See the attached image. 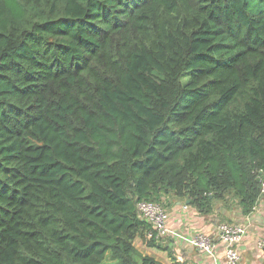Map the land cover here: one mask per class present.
<instances>
[{
	"label": "trees",
	"instance_id": "obj_1",
	"mask_svg": "<svg viewBox=\"0 0 264 264\" xmlns=\"http://www.w3.org/2000/svg\"><path fill=\"white\" fill-rule=\"evenodd\" d=\"M262 181L264 0H0V264H157L139 202Z\"/></svg>",
	"mask_w": 264,
	"mask_h": 264
},
{
	"label": "crops",
	"instance_id": "obj_2",
	"mask_svg": "<svg viewBox=\"0 0 264 264\" xmlns=\"http://www.w3.org/2000/svg\"><path fill=\"white\" fill-rule=\"evenodd\" d=\"M161 204L168 215L167 227L172 234L154 247L137 243L136 248L142 256L153 259L157 264H225L224 250L218 242L217 227L222 223H229L246 230L238 245L240 261L237 264H264V192L260 193L255 209L249 214H243L232 197L213 201L207 214L200 213L186 198H178L172 194L162 197ZM199 234L213 241L212 254L190 244V240Z\"/></svg>",
	"mask_w": 264,
	"mask_h": 264
},
{
	"label": "built area",
	"instance_id": "obj_3",
	"mask_svg": "<svg viewBox=\"0 0 264 264\" xmlns=\"http://www.w3.org/2000/svg\"><path fill=\"white\" fill-rule=\"evenodd\" d=\"M261 192H264V181L261 184ZM255 209V206L252 210ZM136 213L140 220L151 227L147 233L150 240L155 243L164 242L172 234L167 227L168 215L161 203L139 202ZM245 228L235 224L222 223L217 227V237L222 245L225 255V264H237L240 261L238 245L245 235ZM190 244L199 250L212 254L214 250L213 241L205 235H196L190 240Z\"/></svg>",
	"mask_w": 264,
	"mask_h": 264
},
{
	"label": "rangeland",
	"instance_id": "obj_4",
	"mask_svg": "<svg viewBox=\"0 0 264 264\" xmlns=\"http://www.w3.org/2000/svg\"><path fill=\"white\" fill-rule=\"evenodd\" d=\"M162 201V200H161ZM150 229H149V227L148 228H146L145 230H144V233H143V236H142V234H139L138 233V235H136L134 238H133V241H132V244H133V246H134V248L138 251V249L136 248V244L137 243H139V244H142V245H146L147 247H150L149 245H148V243L151 241L148 237H147V233H148V231H149ZM156 244V243H155ZM139 252V251H138ZM140 253V252H139ZM141 254V253H140ZM142 255V254H141ZM146 257V256H145ZM105 263L107 264H114L115 263V261H113L112 259H110L109 257H107L106 258V261H105Z\"/></svg>",
	"mask_w": 264,
	"mask_h": 264
}]
</instances>
